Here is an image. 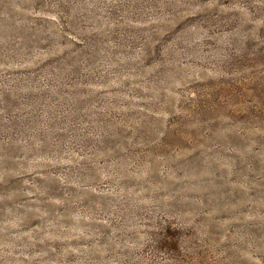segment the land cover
Masks as SVG:
<instances>
[{"label":"rangeland","instance_id":"rangeland-1","mask_svg":"<svg viewBox=\"0 0 264 264\" xmlns=\"http://www.w3.org/2000/svg\"><path fill=\"white\" fill-rule=\"evenodd\" d=\"M0 264H264V0H0Z\"/></svg>","mask_w":264,"mask_h":264}]
</instances>
